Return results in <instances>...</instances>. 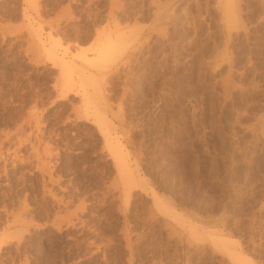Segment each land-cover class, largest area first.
I'll return each instance as SVG.
<instances>
[{"label":"rangeland","instance_id":"374dc122","mask_svg":"<svg viewBox=\"0 0 264 264\" xmlns=\"http://www.w3.org/2000/svg\"><path fill=\"white\" fill-rule=\"evenodd\" d=\"M89 1L40 0L67 59L124 44L66 85L0 0V264H264V0Z\"/></svg>","mask_w":264,"mask_h":264},{"label":"bare ground","instance_id":"6f19581e","mask_svg":"<svg viewBox=\"0 0 264 264\" xmlns=\"http://www.w3.org/2000/svg\"><path fill=\"white\" fill-rule=\"evenodd\" d=\"M26 3H27V6L28 7H30V8H32L33 9V12H34V14H29V15H27V17H26V15H25V17L27 18V20H28V22L30 23L31 21H33V22H36L37 24H38V26L36 25H31V27H32V30H33V34L31 35L32 36V42L33 41H36V43L38 44V46L41 48V50L42 51H45V53H46V58H49L52 62H53V64H55L57 67H59V68H61V72H64L63 73V78H64V75H65V73H68V75H67V78H71L70 80L68 79L67 81H66V85H68V83H69V85H70V83H71V81L73 80L72 79V77L70 76L71 74V62H72V59H73V57L74 58H80L82 61H84V62H86L87 64H91L93 61H95V63H96V61H97V63L95 64L94 62V65H93V67H95L96 65H97V67H98V65H102L103 64V66H104V64L105 63H107V62H103L104 60L106 61L107 59H109V58H111L113 55H115L116 53H120L122 50V47H123V45L124 44H120L119 43V41H121V39L119 40V35H116L117 33H115V35L113 34V35H111V36H106L107 38H105V37H103V36H101V37H103L104 39H105V41H103V40H101L100 39V43H98V45H96L97 46V50L95 51L96 52V54H95V56L93 57V56H90V57H88L86 54H84L83 52L82 53H79L77 56H73L72 57V59L70 58H68L67 59V53H68V51L67 52H59V51H56V49L55 48H57L55 45L58 43V41L57 42H55V43H53L54 41H55V39H54V36H59V33H61V32H59L58 31V27H59V25H58V23L57 24H53V23H49L48 24V26H49V30L47 31V34H43L42 32H45L44 31V27H43V21H42V19H43V16H42V7H40V0H24ZM89 1V0H88ZM92 1V0H91ZM90 2V1H89ZM94 2V1H93ZM228 2H229V4L227 5V6H229V9H230V12L228 13V15H231V18H233L234 17V19H235V15H234V4L232 3V0H231V2H230V0H228ZM227 2V3H228ZM70 4V3H69ZM89 5V4H88ZM93 8V7H92ZM26 9V13H28V9L29 8H25L24 7V10ZM47 9V8H46ZM84 10V9H83ZM88 10V9H87ZM72 11V10H71ZM63 13V12H62ZM61 13V14H62ZM67 13V12H66ZM83 13H84V11H83ZM44 14V13H43ZM70 14V13H69ZM68 14V15H69ZM92 14V13H91ZM110 14V13H109ZM71 15V14H70ZM23 16H24V14H23ZM67 17V16H66ZM70 17V16H69ZM25 18V19H26ZM57 18V17H56ZM72 18V17H71ZM79 18V17H78ZM95 19V18H94ZM119 19V18H118ZM117 19V20H118ZM233 19V20H234ZM51 20H53V19H51ZM228 20H230L229 19V17H228ZM50 21V20H49ZM61 21V20H60ZM231 21H232V19H231ZM62 22V21H61ZM114 22H116V21H114ZM96 23V22H95ZM27 24V23H26ZM47 24V23H46ZM28 25V24H27ZM29 25V26H30ZM56 25V26H55ZM115 23H114V27H115ZM30 27V28H31ZM63 27V26H62ZM116 27H117V25H116ZM115 27V28H116ZM67 28V27H66ZM119 27H117V29H118ZM47 29H48V27H47ZM21 30V29H20ZM59 30H61V29H59ZM122 32H125V31H122ZM97 33V32H96ZM99 33H101V32H99ZM99 33H97V37L99 36ZM112 33V32H111ZM12 34V33H11ZM19 34V33H18ZM104 34V33H103ZM108 34V33H107ZM110 34V33H109ZM122 34V33H121ZM124 34V33H123ZM122 34V35H123ZM15 35V34H14ZM45 35H47L46 37H45ZM74 35H76V34H74ZM101 35V34H100ZM116 36H118L117 38H115ZM124 36V35H123ZM64 37V36H63ZM77 38V37H76ZM31 39V38H30ZM63 39V38H62ZM119 40V41H118ZM27 41H29V40H27ZM102 41V42H101ZM49 42H50V45H48L49 44ZM27 43V42H26ZM122 43H124L123 41H122ZM34 44V43H33ZM37 44H36V46H37ZM55 44V45H54ZM70 44V43H69ZM59 46H61L60 44H58ZM1 47V46H0ZM34 48V47H33ZM66 48V47H65ZM96 48V47H95ZM127 49V48H126ZM25 50H27V49H25ZM29 50H30V47H29ZM34 50V49H33ZM32 50V51H33ZM38 50H40L39 48H38ZM60 50V49H59ZM63 50H67V48L66 49H64L63 48ZM31 51V50H30ZM62 51V50H61ZM25 52V51H24ZM36 52H38V51H36ZM26 53V52H25ZM122 53V52H121ZM33 54H34V52H33ZM75 54V53H74ZM81 54V55H80ZM83 54V55H82ZM24 55V54H23ZM36 55V54H35ZM39 55H41V54H39ZM38 55V56H39ZM42 56H44V55H42ZM35 57V56H34ZM74 60V59H73ZM111 61V60H110ZM36 62V61H35ZM34 62V63H35ZM91 62V63H90ZM101 64H100V63ZM103 62V63H102ZM113 62V61H112ZM33 63V62H32ZM73 63V62H72ZM92 63V64H93ZM45 64V63H44ZM91 64V65H92ZM108 64H110V63H108ZM73 65H74V63H73ZM106 65V64H105ZM75 66V65H74ZM109 66V65H108ZM100 67V66H99ZM52 68V67H51ZM102 68H104V67H102ZM35 71V70H34ZM62 74V73H61ZM70 74V75H69ZM61 76V75H60ZM73 82V81H72ZM72 84V83H71ZM65 87V86H64ZM70 87V86H69ZM35 92V91H34ZM36 94V93H35ZM84 94H86V93H84ZM64 95V94H63ZM83 95V94H82ZM41 96V95H40ZM48 100V99H47ZM37 102V101H36ZM53 106V105H52ZM84 109H86V108H84ZM87 109H90L89 107L87 108ZM86 109V110H87ZM85 110V111H86ZM34 111V110H33ZM32 111V112H33ZM87 112V111H86ZM88 113V112H87ZM86 113V114H87ZM96 113V112H95ZM27 115V114H26ZM32 115V114H31ZM79 115V114H78ZM82 115V114H81ZM87 116V115H86ZM31 117H34L35 118V116L33 115V116H31ZM89 117V116H88ZM30 118V117H29ZM22 120V119H21ZM36 120V119H35ZM68 120V119H67ZM93 120V119H92ZM36 121H38V120H36ZM29 125V124H28ZM36 126V125H35ZM20 127V126H19ZM35 129V128H34ZM4 130V129H3ZM17 131V130H16ZM14 132V131H13ZM8 134V133H7ZM18 135V134H17ZM4 136H6V135H4ZM20 137V136H19ZM25 138V137H24ZM8 139V138H7ZM10 139V138H9ZM36 139V138H35ZM17 140V139H16ZM19 140V139H18ZM35 141V140H34ZM19 142V141H18ZM22 142V141H21ZM17 143V142H16ZM26 144V143H25ZM44 144V143H43ZM49 145V144H48ZM47 146V145H46ZM55 146V145H54ZM33 147V146H32ZM57 148V147H56ZM49 150H51V149H49ZM70 150V149H69ZM22 152V151H21ZM44 154V153H43ZM116 154V153H115ZM114 154V155H115ZM15 155V154H14ZM45 156V155H44ZM115 157H117V159H116V161L118 160V162H117V164H119L118 165V167L120 166V168H118V172L123 176V177H121L120 176V178H125L124 180H125V184L124 185H126L127 187H128V189H127V191H129V190H131L132 188H134V186L136 187V182H135V180H134V175L131 173V171H129L130 169H129V166H128V164H127V162L122 158V156L119 154V153H117L116 155H115ZM16 158V157H15ZM61 158V157H60ZM14 159V158H13ZM12 159V160H13ZM54 159V158H53ZM30 160V159H29ZM14 162V161H13ZM31 162V161H30ZM29 162V163H30ZM22 163V162H21ZM32 163V162H31ZM42 163H43V161H42ZM47 163V162H46ZM49 163V162H48ZM32 164H34V163H32ZM52 165V164H51ZM46 166H48V165H46ZM16 167V166H15ZM39 169V168H38ZM41 170V169H40ZM43 170V169H42ZM120 170V171H119ZM28 171V170H27ZM44 174H46V173H44ZM51 175V174H50ZM50 177V179H52V177L51 176H49ZM3 180V179H2ZM122 180V179H121ZM62 181V180H61ZM15 183V182H14ZM63 184V183H62ZM138 185V184H137ZM42 186V185H41ZM113 186V185H112ZM118 187V186H117ZM125 188V187H124ZM78 190V189H77ZM110 190V189H109ZM126 190V189H125ZM52 191H53V189H50L49 190V192H50V195L52 196V197H56L54 194H52ZM76 191V190H75ZM126 192V191H125ZM131 192V191H130ZM129 192V193H130ZM40 194V193H39ZM49 194V193H48ZM126 194H127V192H126ZM125 194V195H126ZM35 195V194H34ZM129 195V194H128ZM73 196V195H72ZM79 197V196H78ZM125 197H127V195L126 196H124V199L126 200L127 198H125ZM51 198V197H50ZM22 199H23V197H22ZM36 199V198H35ZM154 199H155V202L158 204V206L159 207H162V205H161V203L160 202H162V201H159L158 200V198H157V196L155 195L154 196ZM52 200V199H51ZM57 200V199H56ZM60 200V199H59ZM20 201V200H19ZM22 201V200H21ZM61 202V201H60ZM67 202H69V201H67ZM80 202V201H79ZM87 202V201H86ZM58 203V202H57ZM56 203V204H57ZM63 204H65V203H63ZM67 204V203H66ZM85 204V203H84ZM83 204V205H84ZM59 205V204H58ZM79 205V204H78ZM82 205V204H81ZM164 206V205H163ZM29 207V206H28ZM31 207V206H30ZM68 207V206H67ZM80 207V206H79ZM83 207V206H82ZM166 207V206H165ZM52 208V207H51ZM17 209V208H16ZM80 209V208H79ZM160 209V208H159ZM158 209V210H159ZM167 210V209H166ZM18 211V210H17ZM21 211H23V210H21ZM67 211V210H66ZM72 211V210H71ZM77 211V210H76ZM262 211V210H261ZM60 212V211H59ZM20 213V212H19ZM166 213H168L167 211H166ZM26 215H27V213H26ZM48 215V214H47ZM54 216V215H53ZM57 216V215H56ZM77 217V216H76ZM81 218V217H80ZM173 218V217H172ZM31 219V218H30ZM56 219V218H55ZM73 219V218H72ZM79 220V219H78ZM65 221V220H64ZM81 221V220H80ZM31 222V221H30ZM35 222V221H34ZM55 222V221H54ZM60 222V221H59ZM69 222V221H68ZM68 222H66V223H68ZM37 223V222H36ZM57 224H58V222H56ZM61 223H62V220H61V222H60V225H61ZM28 224V223H27ZM30 224V223H29ZM55 224V223H54ZM71 224V223H70ZM59 225V226H60ZM73 225V224H72ZM54 226V225H53ZM58 226V227H59ZM66 226V225H65ZM44 227V226H43ZM51 227V226H50ZM68 227V226H67ZM38 228V227H37ZM54 228V227H53ZM60 228V227H59ZM59 228H57V229H59ZM28 229V228H27ZM65 229V228H64ZM23 231V230H22ZM26 231V230H25ZM82 231V230H81ZM127 231V230H126ZM192 231V230H191ZM190 232V231H189ZM22 233V232H21ZM26 233H27V231H26ZM44 233V232H43ZM23 234V233H22ZM53 235V234H52ZM80 235V234H79ZM190 235V234H189ZM194 235V234H193ZM192 235V236H193ZM199 235V234H198ZM96 237V236H95ZM123 237V236H122ZM127 238V237H126ZM217 238V239H216ZM216 241H217V244L218 245H220L221 247V249H222V251H224L228 256H230V258L236 263V264H252V263H249V261L247 260L248 258L247 257H244V256H242L241 254H235L234 252H231V250H230V244H233V242H232V240H230V239H228V238H223L222 236H220V235H218V236H216ZM19 239V238H18ZM129 239V238H128ZM58 240V239H57ZM195 240V239H194ZM252 241V240H251ZM196 242V241H195ZM21 243V242H20ZM56 243H57V241H56ZM254 243V242H253ZM23 245V244H22ZM45 245V244H44ZM51 245V244H50ZM78 245V244H77ZM76 246V245H75ZM98 246V245H97ZM19 248V247H18ZM99 248V247H98ZM82 250V249H81ZM93 250V249H92ZM62 251V250H61ZM41 252V251H40ZM233 253V254H232ZM46 254V253H45ZM64 254V253H63ZM258 254V253H257ZM130 255V254H129ZM61 256V255H60ZM46 257V256H45ZM63 257V256H62ZM257 257V256H256ZM51 260H53V259H51Z\"/></svg>","mask_w":264,"mask_h":264}]
</instances>
